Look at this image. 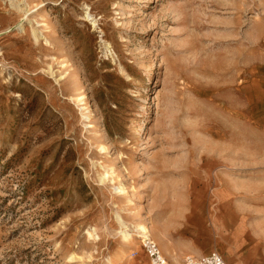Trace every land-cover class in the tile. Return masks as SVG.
<instances>
[{
  "label": "rangeland",
  "instance_id": "rangeland-1",
  "mask_svg": "<svg viewBox=\"0 0 264 264\" xmlns=\"http://www.w3.org/2000/svg\"><path fill=\"white\" fill-rule=\"evenodd\" d=\"M139 224L264 264V0H0V264H149Z\"/></svg>",
  "mask_w": 264,
  "mask_h": 264
},
{
  "label": "built area",
  "instance_id": "built-area-1",
  "mask_svg": "<svg viewBox=\"0 0 264 264\" xmlns=\"http://www.w3.org/2000/svg\"><path fill=\"white\" fill-rule=\"evenodd\" d=\"M141 244L148 255L150 264H170L155 239L145 237L141 240ZM182 261L184 264H227L225 258L217 250L201 254L187 253Z\"/></svg>",
  "mask_w": 264,
  "mask_h": 264
},
{
  "label": "crops",
  "instance_id": "crops-1",
  "mask_svg": "<svg viewBox=\"0 0 264 264\" xmlns=\"http://www.w3.org/2000/svg\"><path fill=\"white\" fill-rule=\"evenodd\" d=\"M205 233L207 234V235H209V233L208 232H206L205 231ZM202 237V238H201ZM201 237H197V239L194 241L195 242V245H193V246H190V248H189V250H191V251H193L194 253H192V254H201V253H203V252H201V251H199L200 250V248H201V245H202V243H204V242H212L214 239L213 238H211V237H209V236H201ZM156 241V240H155ZM157 242V241H156ZM157 244H158V242H157ZM158 246L160 247V245L158 244ZM160 249H161V247H160ZM214 250V249H213ZM161 251H162V249H161ZM163 252V251H162ZM207 253V252H206ZM220 253V252H219ZM163 254H164V252H163ZM165 255V254H164ZM222 256H223V254H222ZM165 257H166V255H165ZM224 257V256H223ZM167 258V257H166ZM225 258V257H224ZM167 260H168V258H167ZM226 260V259H225ZM168 262L170 263V264H173L171 261H169L168 260ZM227 262V261H226Z\"/></svg>",
  "mask_w": 264,
  "mask_h": 264
},
{
  "label": "bare ground",
  "instance_id": "bare-ground-1",
  "mask_svg": "<svg viewBox=\"0 0 264 264\" xmlns=\"http://www.w3.org/2000/svg\"><path fill=\"white\" fill-rule=\"evenodd\" d=\"M87 16H89V15H87ZM86 118L89 119V116H86ZM116 188H118V187L115 186L114 189H116ZM133 230H134V231H133L134 234H137V236L139 235V236H142L143 238L149 236V235H148L147 228H146L145 225H143V224H139V225H137L136 228L133 229ZM121 233H122L123 238H126V237L129 235L128 233H124V232H122V231H121ZM146 255H147V254H146ZM147 258H148V255H147ZM148 260H149V258H148ZM149 264H150V261H149ZM182 264H184L183 261H182Z\"/></svg>",
  "mask_w": 264,
  "mask_h": 264
}]
</instances>
